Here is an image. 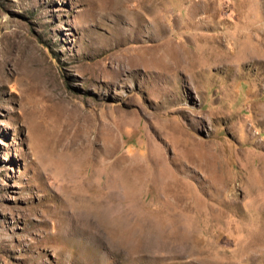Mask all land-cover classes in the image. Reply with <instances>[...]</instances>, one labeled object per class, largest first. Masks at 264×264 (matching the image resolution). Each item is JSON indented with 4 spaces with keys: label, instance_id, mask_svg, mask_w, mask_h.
<instances>
[{
    "label": "rangeland",
    "instance_id": "rangeland-1",
    "mask_svg": "<svg viewBox=\"0 0 264 264\" xmlns=\"http://www.w3.org/2000/svg\"><path fill=\"white\" fill-rule=\"evenodd\" d=\"M0 264H264V0H0Z\"/></svg>",
    "mask_w": 264,
    "mask_h": 264
}]
</instances>
